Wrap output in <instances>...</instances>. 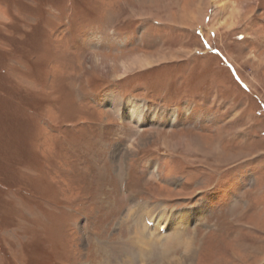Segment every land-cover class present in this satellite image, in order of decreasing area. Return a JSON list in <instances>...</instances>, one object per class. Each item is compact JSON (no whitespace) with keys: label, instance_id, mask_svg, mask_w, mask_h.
<instances>
[{"label":"rangeland","instance_id":"374dc122","mask_svg":"<svg viewBox=\"0 0 264 264\" xmlns=\"http://www.w3.org/2000/svg\"><path fill=\"white\" fill-rule=\"evenodd\" d=\"M146 208L264 264V0H0V264H133Z\"/></svg>","mask_w":264,"mask_h":264},{"label":"bare ground","instance_id":"6f19581e","mask_svg":"<svg viewBox=\"0 0 264 264\" xmlns=\"http://www.w3.org/2000/svg\"><path fill=\"white\" fill-rule=\"evenodd\" d=\"M138 61H139V64H137V60H133V62L136 63L141 68L147 67L148 65L152 64L150 60H149L150 62L147 61V63L145 62V59L144 61H141V60H138ZM112 107H120V106L116 104V106H112ZM124 110H125L126 117H128L129 121H132L137 125H140L142 122H144L143 121L144 113L142 112L141 106H137L132 103L131 105L126 106V109ZM174 117L176 116L173 115V112H170L168 114V118L170 120H172ZM132 146L130 148H132ZM155 213H156L155 210L151 208H146L141 213L140 216L139 215L135 216L136 213L132 215V217L135 218V220L137 221L136 222L137 231L135 232V235H136V237L134 238L135 240L131 241V243L133 245L138 246L140 249H142L140 253L136 252V253L128 254L127 249L129 248V246L127 244H122V242H121V245H116L114 243L116 246L113 247L112 249L116 250L117 253L115 254L114 253L115 251L113 252L111 250L112 253L115 254L116 256L117 255H123V256L128 255L130 256L134 264H138L140 261H143L144 257L148 258V260L155 259L156 264H195L193 261L195 257L194 247H196V245L195 243H193V246H192V243H190L189 241H183L182 243H180L182 240V236H184L182 235L183 233L182 234L180 233V231H181V228L184 226V223L191 222L193 219L198 220L199 215L196 216V213L193 212V214L194 213L195 214L193 217H191L190 213H192V211H188L186 213H178V214H174L177 212L172 211L173 215L171 213L167 214L166 212H164V214H167V216L161 215L157 218L155 216ZM155 217L158 220L154 219ZM162 217L164 220H161ZM154 229L159 230L162 235ZM157 234H158V237H157ZM153 238H155L156 241H153ZM182 244L184 247V251L181 252V254L171 253L174 249H177L179 253V249H181L180 247H182ZM147 249H148V252L146 254ZM185 251L187 253L186 255H185ZM158 253L160 254V256L157 255ZM171 254L173 255V257L171 258L173 259V261L170 260ZM177 257H179V259L174 260Z\"/></svg>","mask_w":264,"mask_h":264},{"label":"crops","instance_id":"0c3cea01","mask_svg":"<svg viewBox=\"0 0 264 264\" xmlns=\"http://www.w3.org/2000/svg\"><path fill=\"white\" fill-rule=\"evenodd\" d=\"M202 206V205H201ZM178 207V206H177ZM194 210L195 209H198V208H193ZM193 209H191V210H193ZM194 211H192V213H193ZM195 214V213H194ZM196 226V225H195ZM203 226H200L199 228H202ZM199 228H196L195 227V230L193 231V233L191 234V236H190V240H189V238H187L188 240H189V242L190 243H192V246H193V243H197V238H201L200 237V234H199V232H198V229ZM187 230V229H186ZM183 238H184V236H183ZM153 241H156L155 240V238H153ZM181 249L179 250V253H177V254H181V252H183L184 251V247H183V244H182V247H180ZM105 254V253H104ZM106 255L108 256V254H105V256H104V258L106 257ZM157 255H159V254H157ZM154 261V260H153ZM156 262V261H155ZM154 262V263H155ZM141 263H146L145 261H140L138 264H141ZM147 263H149V260L147 261ZM128 264V263H127ZM134 264V263H133Z\"/></svg>","mask_w":264,"mask_h":264}]
</instances>
